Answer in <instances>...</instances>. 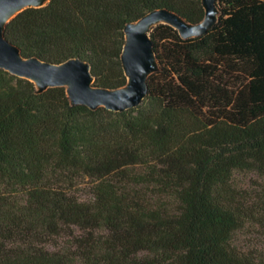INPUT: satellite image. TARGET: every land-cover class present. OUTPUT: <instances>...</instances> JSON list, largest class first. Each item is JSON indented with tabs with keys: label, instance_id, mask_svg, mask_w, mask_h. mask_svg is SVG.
<instances>
[{
	"label": "trees",
	"instance_id": "obj_1",
	"mask_svg": "<svg viewBox=\"0 0 264 264\" xmlns=\"http://www.w3.org/2000/svg\"><path fill=\"white\" fill-rule=\"evenodd\" d=\"M216 5L202 35L151 28L159 69L124 111L0 68V264H264L232 244L246 222L264 228V196L233 182L264 177V0ZM161 7L204 15L201 0H49L4 36L25 57H79L116 88L125 24Z\"/></svg>",
	"mask_w": 264,
	"mask_h": 264
},
{
	"label": "water",
	"instance_id": "obj_2",
	"mask_svg": "<svg viewBox=\"0 0 264 264\" xmlns=\"http://www.w3.org/2000/svg\"><path fill=\"white\" fill-rule=\"evenodd\" d=\"M49 0H0V68L35 84L41 93L50 87L65 88L71 105L83 104L89 109L105 107L111 111H124L138 106L147 95V79L159 69L153 49L150 30L159 23L175 28L182 38L202 35L218 19L216 0H201L204 15L198 23H190L168 8H155L123 28L124 43L120 53L126 83L116 88L95 85L90 64L71 57L52 63L37 56L25 57L20 48L4 36L6 23L27 7H41Z\"/></svg>",
	"mask_w": 264,
	"mask_h": 264
},
{
	"label": "rangeland",
	"instance_id": "obj_3",
	"mask_svg": "<svg viewBox=\"0 0 264 264\" xmlns=\"http://www.w3.org/2000/svg\"><path fill=\"white\" fill-rule=\"evenodd\" d=\"M233 182L237 186L259 192L264 196V177L247 171H236L233 174ZM76 187V195L79 198H88L89 189L85 183H80ZM232 244L242 252L264 256V228L248 221L233 233Z\"/></svg>",
	"mask_w": 264,
	"mask_h": 264
}]
</instances>
